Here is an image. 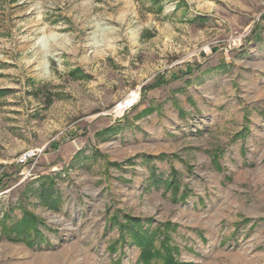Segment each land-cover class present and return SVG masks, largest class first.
Here are the masks:
<instances>
[{
    "label": "rangeland",
    "instance_id": "rangeland-1",
    "mask_svg": "<svg viewBox=\"0 0 264 264\" xmlns=\"http://www.w3.org/2000/svg\"><path fill=\"white\" fill-rule=\"evenodd\" d=\"M127 217L264 264V0H0V264H140Z\"/></svg>",
    "mask_w": 264,
    "mask_h": 264
},
{
    "label": "trees",
    "instance_id": "trees-1",
    "mask_svg": "<svg viewBox=\"0 0 264 264\" xmlns=\"http://www.w3.org/2000/svg\"><path fill=\"white\" fill-rule=\"evenodd\" d=\"M113 130H109V133H112ZM117 166V165H114ZM152 179L155 180V183H160V181L153 176ZM169 183H167L168 185ZM169 188H174V191L176 190V187L173 183H170ZM38 195L43 199V200H53L54 199V190H53V185L52 182H49L48 187L41 186L38 189ZM55 201L51 203L50 207L53 208L57 202L58 199H54ZM115 217V216H114ZM152 223L151 219H146L145 221H142L141 219L138 218H133V217H127L126 218V224L122 225L119 223L118 219H113L111 225H116L119 234L125 238V235L128 236L129 240H131V244H134L138 247L140 250V255L138 257V262L140 264H151L153 260L156 259H161L163 260V264H177L175 258L172 256V253L174 252L173 250H170L169 247L166 245H161L163 249L165 250V255H162L160 250H157L154 246V240L157 237L163 236L166 228L171 226L170 223H165L164 226L160 227L159 225L156 227L155 230L153 231H148L147 229L143 228L145 227L144 225L147 224L149 226ZM33 226L32 229L35 231L34 233H37V230L35 227H37V220L33 218L32 216L24 215L22 221L17 223L12 229L11 233L15 234V236H19L20 238L25 235L26 237H29L31 231L28 230L29 226ZM110 225V228L112 227ZM18 231L19 233H16ZM9 232V230L7 231ZM28 235V236H27ZM38 235V234H37ZM8 239H11L12 235L6 234ZM126 239V238H125ZM166 239V237L163 238V240ZM162 240V241H163ZM123 242H125L123 240ZM119 263V262H118ZM121 264V263H119Z\"/></svg>",
    "mask_w": 264,
    "mask_h": 264
},
{
    "label": "built area",
    "instance_id": "built-area-1",
    "mask_svg": "<svg viewBox=\"0 0 264 264\" xmlns=\"http://www.w3.org/2000/svg\"><path fill=\"white\" fill-rule=\"evenodd\" d=\"M37 158H38V153L27 152V153H24L23 155H21V157H19L18 163L21 166H25V165L29 164L32 161H36L35 159H37Z\"/></svg>",
    "mask_w": 264,
    "mask_h": 264
},
{
    "label": "bare ground",
    "instance_id": "bare-ground-1",
    "mask_svg": "<svg viewBox=\"0 0 264 264\" xmlns=\"http://www.w3.org/2000/svg\"><path fill=\"white\" fill-rule=\"evenodd\" d=\"M103 35H98V38L96 39L97 41H96V44H105L107 41H106V39L105 38H103L102 37ZM94 39V38H93Z\"/></svg>",
    "mask_w": 264,
    "mask_h": 264
}]
</instances>
